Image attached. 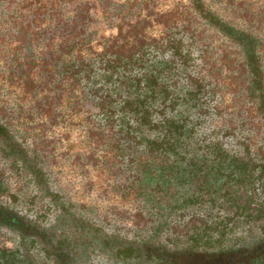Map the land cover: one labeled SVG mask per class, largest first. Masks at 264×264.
Instances as JSON below:
<instances>
[{
    "label": "flooded vegetation",
    "instance_id": "obj_1",
    "mask_svg": "<svg viewBox=\"0 0 264 264\" xmlns=\"http://www.w3.org/2000/svg\"><path fill=\"white\" fill-rule=\"evenodd\" d=\"M151 1L73 0L91 12L75 23L107 26L114 17L104 16ZM174 1L215 26L200 0ZM37 7L0 4V56L18 60L24 98L28 76L45 71L39 50L50 33ZM190 40L171 35L128 56L102 53L100 67H64L81 77L77 104L95 107L82 132L78 110L55 134L42 114L36 123L23 115L25 127L0 116V264H264V83L247 87L254 106L228 117ZM77 171L94 172L82 184Z\"/></svg>",
    "mask_w": 264,
    "mask_h": 264
},
{
    "label": "rangeland",
    "instance_id": "obj_2",
    "mask_svg": "<svg viewBox=\"0 0 264 264\" xmlns=\"http://www.w3.org/2000/svg\"><path fill=\"white\" fill-rule=\"evenodd\" d=\"M7 2L14 4L16 0H0V4ZM28 2L38 6L37 11L42 9L44 30L50 34L45 35L44 50H39L44 56L42 58L44 74L37 76L34 73L33 76H28L29 89L25 98L24 89L19 81L22 76L17 74L19 69L13 74L18 60L0 56V116L14 124L25 127L22 123L25 121L21 119L23 115L29 122L36 123L42 114L46 121L50 120L47 124L51 126L47 127L51 134L58 131V126L61 128L60 133L67 132L68 129L65 128L68 127V119L70 116H75L78 110L75 118L78 126L76 132L84 131L90 115H95V107L85 106L87 109H82L77 104L82 96L81 77H76L75 72L67 74L62 73L61 70L69 67V63L74 68L88 64L100 67L98 62L100 59L95 57L102 53L108 52L111 55L121 53L128 56L142 50L143 47L149 49L152 45L165 46L164 41L171 35L191 38V44L194 45L192 51L197 53L199 63L197 71L202 79L213 85L220 97V106L227 110L228 117H238L246 108L250 109L254 106L253 104L249 106V99L246 97L250 76L244 66L245 56L241 47L215 26L204 23L202 17L199 20L191 9L181 11L180 7L174 5L182 4L180 1L152 0L149 5H143L135 11H128L127 7H124L125 11H122L120 16L116 14L104 16L105 19L114 17L107 26L100 24L93 28L90 24L78 26L75 23L77 20L78 23L83 24L87 19H91V12L87 11L86 7H76L73 0H28ZM49 8L54 10L55 17L52 11H48ZM170 9L175 12L169 11ZM200 10H210L237 29L253 34L258 40V53L264 69V0H200ZM173 14L177 16L174 17ZM74 15L77 18H74ZM56 17L65 24L52 23L51 21L58 19ZM174 22L180 23L179 26H169ZM191 22L198 24L185 26V23ZM53 24L56 28H53ZM74 30L75 34L72 33ZM54 35V39H58L60 44L53 43ZM74 39L79 42L70 43ZM33 51L38 53V49ZM66 54H70L71 58H66ZM38 79H41L43 87L33 89ZM80 117H84V124ZM54 121L56 124L53 123ZM63 158L67 159L66 164L69 166L70 158L67 156ZM75 171L73 169V172ZM91 172L94 171H77L80 175L78 181L83 184L84 179L92 177ZM80 189L88 195L97 194L95 185L87 187L84 185Z\"/></svg>",
    "mask_w": 264,
    "mask_h": 264
},
{
    "label": "trees",
    "instance_id": "obj_3",
    "mask_svg": "<svg viewBox=\"0 0 264 264\" xmlns=\"http://www.w3.org/2000/svg\"><path fill=\"white\" fill-rule=\"evenodd\" d=\"M204 16H210V20L213 21L215 27L220 30L223 34L230 37L235 41L243 50L245 56V68L247 69L249 76H251L250 84L251 86H257L260 90L261 86L264 83V69L261 63L260 54H258V40L254 37L253 34L237 29L233 25L229 24L227 21L222 20L218 15H214L210 10L205 11ZM115 66L118 65L119 61H114ZM251 86L249 88L251 89ZM143 93V92H139ZM139 93H137V98ZM138 117L145 118L147 117V112L142 114L141 111H137Z\"/></svg>",
    "mask_w": 264,
    "mask_h": 264
}]
</instances>
